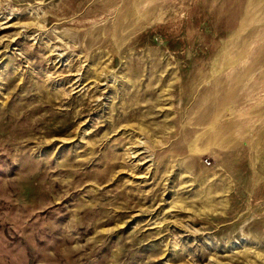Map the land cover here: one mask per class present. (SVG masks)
<instances>
[{
    "label": "rangeland",
    "instance_id": "rangeland-1",
    "mask_svg": "<svg viewBox=\"0 0 264 264\" xmlns=\"http://www.w3.org/2000/svg\"><path fill=\"white\" fill-rule=\"evenodd\" d=\"M0 264H264V0H0Z\"/></svg>",
    "mask_w": 264,
    "mask_h": 264
}]
</instances>
